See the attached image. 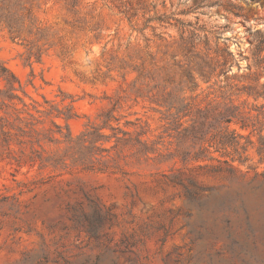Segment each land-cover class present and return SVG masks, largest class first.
<instances>
[{"label": "rangeland", "instance_id": "rangeland-1", "mask_svg": "<svg viewBox=\"0 0 264 264\" xmlns=\"http://www.w3.org/2000/svg\"><path fill=\"white\" fill-rule=\"evenodd\" d=\"M0 66V264H264V0H0Z\"/></svg>", "mask_w": 264, "mask_h": 264}, {"label": "trees", "instance_id": "trees-1", "mask_svg": "<svg viewBox=\"0 0 264 264\" xmlns=\"http://www.w3.org/2000/svg\"><path fill=\"white\" fill-rule=\"evenodd\" d=\"M0 71L2 72V73H0V79L2 80V81H4V83H5V85H6V87H7V89H12L13 87H12V82H11V80L9 79V77H6L5 76V73H8V71L6 70V68L4 67V66H0ZM9 75L11 76V78L14 80L15 78H14V76L12 75V74H10L9 73ZM66 137H68V136H66ZM186 193H187V197H188V200L191 202V201H193V200H195V192L194 191H192V190H189V189H186Z\"/></svg>", "mask_w": 264, "mask_h": 264}]
</instances>
